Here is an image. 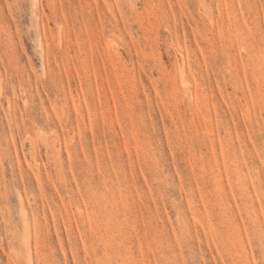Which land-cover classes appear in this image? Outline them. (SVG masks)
<instances>
[{
    "label": "rangeland",
    "instance_id": "1",
    "mask_svg": "<svg viewBox=\"0 0 264 264\" xmlns=\"http://www.w3.org/2000/svg\"><path fill=\"white\" fill-rule=\"evenodd\" d=\"M0 264H264V0H0Z\"/></svg>",
    "mask_w": 264,
    "mask_h": 264
}]
</instances>
